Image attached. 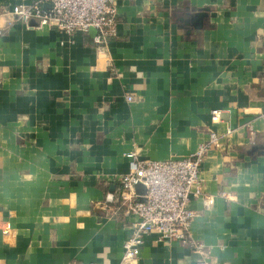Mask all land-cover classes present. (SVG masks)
I'll return each mask as SVG.
<instances>
[{"label":"crops","instance_id":"0c3cea01","mask_svg":"<svg viewBox=\"0 0 264 264\" xmlns=\"http://www.w3.org/2000/svg\"><path fill=\"white\" fill-rule=\"evenodd\" d=\"M44 1L0 0V264H121L132 219L107 199L128 155L229 128L201 168L214 205L191 203L202 248L152 234L128 264H264V0H113L107 46L10 14Z\"/></svg>","mask_w":264,"mask_h":264},{"label":"built area","instance_id":"2783aa9c","mask_svg":"<svg viewBox=\"0 0 264 264\" xmlns=\"http://www.w3.org/2000/svg\"><path fill=\"white\" fill-rule=\"evenodd\" d=\"M50 5L45 10L42 3L14 6L11 13L25 25L35 22L37 28H52L68 36L89 33L97 46H107L118 34L117 7L113 0H45ZM1 35V32H0ZM214 122L220 121L221 113L213 111ZM209 133V139L188 157L165 161L141 159L131 153L130 171L118 179L119 187L108 195L107 202L117 204L124 214L132 219V235L123 245L121 264L136 261L142 252L146 237L157 235L159 240L180 243L192 250L202 248L190 235L196 212L193 201L201 200L205 209L215 203V197L204 190L201 168L212 151L222 150L223 141L232 134ZM142 185L145 194L136 191ZM227 193H221L229 199ZM95 264V263H91Z\"/></svg>","mask_w":264,"mask_h":264},{"label":"water","instance_id":"95a60500","mask_svg":"<svg viewBox=\"0 0 264 264\" xmlns=\"http://www.w3.org/2000/svg\"><path fill=\"white\" fill-rule=\"evenodd\" d=\"M207 12L208 10L207 9H202V10H199L197 11L196 13H194L193 15H191V24H193L192 26L195 27V28H200L201 27V21L204 17H207ZM32 25L36 24L35 22H31ZM91 33H95V30L94 29H91L90 30ZM136 191L143 195L145 194V188L144 186L142 185H137L136 186Z\"/></svg>","mask_w":264,"mask_h":264}]
</instances>
